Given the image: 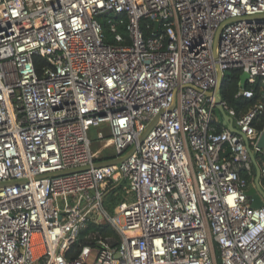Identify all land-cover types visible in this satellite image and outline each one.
Listing matches in <instances>:
<instances>
[{"label": "built area", "instance_id": "obj_1", "mask_svg": "<svg viewBox=\"0 0 264 264\" xmlns=\"http://www.w3.org/2000/svg\"><path fill=\"white\" fill-rule=\"evenodd\" d=\"M259 15L264 0H0V264H264L255 168L208 94L216 63L248 74L237 98L258 87L242 114L220 107L264 193V19L240 20Z\"/></svg>", "mask_w": 264, "mask_h": 264}, {"label": "trees", "instance_id": "obj_2", "mask_svg": "<svg viewBox=\"0 0 264 264\" xmlns=\"http://www.w3.org/2000/svg\"><path fill=\"white\" fill-rule=\"evenodd\" d=\"M108 17L109 16L100 18L99 20L101 24L103 25L105 42L112 43L113 42L112 35L110 33L108 24H106V19ZM119 30H123V28H120ZM34 62L37 66V69H39V66H41L44 61H42V59L40 58H35ZM241 74H242L241 70H238V69H229L228 71H226L224 74V78L222 80L221 86H220V91H219V95L221 97L222 102H226L231 108H233L237 115L242 114L250 106H252L257 101L258 96H259V94L257 93L258 87L255 85L253 87H254V92L256 95L253 99L246 100L243 97H239V98L236 97V93L239 91L238 84H239V78ZM248 88L249 87H247V89ZM255 128L257 132L263 131L264 118H261L260 121H257L255 123ZM124 184L125 183L123 182L121 184L112 186L109 193L107 194V197L105 199V205L109 211H111L112 206L118 204L119 202L123 200L122 192H123ZM93 233H97L102 236L115 235V231L108 224L102 227H99V228L89 226L86 230H84L81 233L78 243L74 245L75 247L73 248L71 253L68 255L69 259H73L74 257H76L80 248L86 243L84 236L88 234H93Z\"/></svg>", "mask_w": 264, "mask_h": 264}, {"label": "water", "instance_id": "obj_3", "mask_svg": "<svg viewBox=\"0 0 264 264\" xmlns=\"http://www.w3.org/2000/svg\"><path fill=\"white\" fill-rule=\"evenodd\" d=\"M253 19H264V15H259V16H249L247 18H243L240 19L242 21H248V20H253ZM239 20V19H238ZM237 20V21H238ZM219 34H220V29L216 32L215 36H214V40H213V57L215 60H217V49H218V40H219ZM215 70L217 71V80H216V85L215 88L213 90L212 93H208L209 95H214L215 100H216V109L218 111V113L221 116V120H223L222 124L226 127L227 129L235 134H238L242 140L243 143L246 146V149L249 153V156L251 158L252 164H253V168H255V178H254V186H250L247 190V196L251 199V207L252 208H260L262 206H264V202L261 200V197L264 198V193L260 187L259 184V177H260V168L258 167L256 161H255V157H254V153L251 151V149L249 148V144H247V140L245 138L244 135L240 134L238 132V130H236L233 125H232V119L229 118L226 114H224V112L222 111L221 107H220V103H221V97L219 95V91H220V86L222 83V80L224 78V74L218 67L217 63L215 64ZM248 80V74L247 73H242L240 75L239 78V84H238V88L239 89H244L245 85H246V81ZM156 122V119L154 120V122L151 124V126L147 129V131L145 132V134L151 129V127L154 125V123ZM145 134L139 139V142L142 141L143 137L145 136ZM257 148L260 150L264 151V129L260 134V137L258 139L257 142ZM135 147H133L128 153L127 155H129L130 153H132L134 151ZM127 155H125L122 158L119 159H113V160H107V161H103V162H99L97 164H95L96 167H103L105 165H112V164H119L121 162H123V160L127 157Z\"/></svg>", "mask_w": 264, "mask_h": 264}, {"label": "rangeland", "instance_id": "obj_4", "mask_svg": "<svg viewBox=\"0 0 264 264\" xmlns=\"http://www.w3.org/2000/svg\"><path fill=\"white\" fill-rule=\"evenodd\" d=\"M218 114V113H217ZM105 131V128H102ZM107 136H109V133L107 132ZM89 138L92 140V150L97 156V160L107 158L110 153H113V148H106V147H101L99 144L95 143V130H91L89 132Z\"/></svg>", "mask_w": 264, "mask_h": 264}]
</instances>
